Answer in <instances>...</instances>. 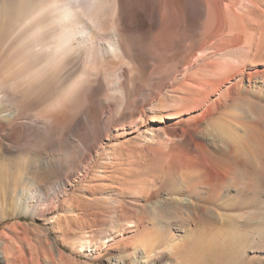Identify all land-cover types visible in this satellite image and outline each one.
I'll return each mask as SVG.
<instances>
[{"label": "rangeland", "instance_id": "rangeland-1", "mask_svg": "<svg viewBox=\"0 0 264 264\" xmlns=\"http://www.w3.org/2000/svg\"><path fill=\"white\" fill-rule=\"evenodd\" d=\"M49 1L0 0V248L10 257L20 249L28 264H264V155L253 138L264 134V0L248 8L234 0L245 16L225 24L222 36L232 41L212 58L244 62L200 75L224 80L219 92L179 111L178 50L212 39L205 10L173 28L179 44L105 59L121 74L118 98L113 76L81 83L82 55L54 64L37 44L49 34L32 28L29 36L25 24ZM105 40L100 31L95 46ZM169 128L190 130L204 145L232 144L224 154L209 146L229 166L227 178L198 168L163 182L149 170L146 136L165 140Z\"/></svg>", "mask_w": 264, "mask_h": 264}, {"label": "bare ground", "instance_id": "bare-ground-1", "mask_svg": "<svg viewBox=\"0 0 264 264\" xmlns=\"http://www.w3.org/2000/svg\"><path fill=\"white\" fill-rule=\"evenodd\" d=\"M244 2H246V8L253 4L251 0ZM137 4L135 0H50L39 13H35L30 18L25 27L28 32L35 28L34 31L38 35L45 32L49 34L46 42L41 45L37 44L42 51L49 55L52 63H60L62 58L69 54L71 57L82 55L84 70L80 82L113 76L116 85V94L114 93V95L124 98L125 89L121 82V74H118L112 66H105V59L107 57H112V60L130 59L134 56L133 53L138 50H140L139 54L145 56L151 48L158 45L160 49H168L175 43L179 44L181 37L178 39L173 35V28L182 24L186 17H191L197 9L205 10L208 17L214 20V30L205 36L212 37V39L206 40L202 45L198 44L199 46L193 39L188 48L183 49L180 46L178 50L180 51L178 61L185 62L179 68L177 75L178 78H183L179 84L181 87L178 91V100L173 101L172 104V108L177 111L181 109L179 106L185 101L188 103L187 109L190 110L203 105L209 94L219 92V87L224 80L222 82L209 81L207 78L200 80V75L207 74L214 77L221 72L223 65L233 68L236 63L244 62L241 55L230 56L229 59L220 57L216 60L212 58L217 57L224 45L232 41L225 37L228 34L222 36L221 30L225 24L230 22V19L239 23L245 16L246 10L242 12L234 0H147L143 6L139 7ZM44 14L49 20L45 25H42L40 17ZM150 14L156 15L154 21L150 19ZM138 28L143 31H138ZM135 30L138 31V34L132 36L131 33ZM154 30H156L155 34H153ZM100 31L106 32V40L104 44L95 46V40ZM31 34L32 32L29 33V36ZM142 34L149 38V41L143 45L140 43ZM33 36L34 34H32V38ZM189 38L192 40L191 36ZM237 40L240 42V37ZM206 58L209 59L204 60ZM184 79H188V81L186 82ZM90 88L91 86L88 87V89ZM89 99L92 97L89 96ZM214 129L215 134L222 138L219 136V127L216 124ZM166 131L165 140L157 141L154 134L146 136V143L152 152V158L147 167L152 172L159 173L163 182L180 178L187 171L198 168L207 171L209 178L215 172L221 180L227 178L229 166L215 162L210 156L209 146H212L216 153L224 154L232 152V144H224L220 138V142L217 144L216 140L212 138L204 145L192 137L190 130L186 132L181 129L169 128ZM186 134L193 144V157L185 156L188 148V141L184 137ZM225 135L234 143L233 130H227ZM253 138L254 142L263 149L261 153L264 155V134L260 136L261 141L256 136ZM215 147H218V150ZM113 159L116 161L117 157L113 156ZM155 206L159 207L160 203L157 202ZM26 260L20 249L13 252L10 257L6 246L4 249L0 248V264H28L32 262V260H29L30 262Z\"/></svg>", "mask_w": 264, "mask_h": 264}]
</instances>
